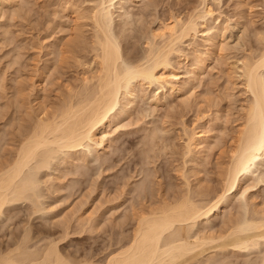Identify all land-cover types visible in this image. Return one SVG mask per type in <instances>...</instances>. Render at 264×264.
<instances>
[{
  "label": "rangeland",
  "instance_id": "374dc122",
  "mask_svg": "<svg viewBox=\"0 0 264 264\" xmlns=\"http://www.w3.org/2000/svg\"><path fill=\"white\" fill-rule=\"evenodd\" d=\"M207 2L214 10L213 17L208 19L207 36H203L207 27L199 24L198 33L187 36L171 57L174 70L181 74L180 89L172 94L159 84H136L134 97L121 96L112 113L113 120L102 133L110 139L104 150L99 147L97 150L96 142L89 140L77 149L58 152L52 166L38 172L41 183L37 188L40 192L37 204L20 200L5 206V214L0 217L1 252L6 254L17 242L27 239L28 231L27 236L33 237L27 241L30 249L54 242L66 257L100 264L120 247L121 237L123 243L132 233L134 208L145 202L148 205L141 206L143 209L155 207L164 198L169 201L178 191L185 190L184 182L189 181L196 194L200 188L198 193L210 194L209 197L222 191L231 156L230 139L233 130L240 129L250 99L242 76V59L255 57L264 49V0ZM98 3V0H0V164L15 157L16 149L38 116L42 117L44 112L47 113L44 117L57 113L83 77L99 69L92 49L93 21L90 17L82 18L83 21L77 16L87 7L91 11ZM200 3V0H114L112 34L121 43L124 60L141 59L148 50L151 31L173 15L189 16L192 10L201 8ZM79 5L84 9L78 8ZM77 27L83 28L84 36L82 31H76ZM213 36L217 41L214 45L208 40ZM82 40L85 42L81 44ZM198 54L206 66L201 64L199 77L191 83L190 72L196 67ZM197 130L211 137L209 142L214 147L187 153V138L191 131ZM201 166L203 170L199 169ZM256 166L257 171L244 178L241 191L228 197L230 203H223L220 211L206 221L208 227L219 232L231 218L238 220L258 208L260 213L264 212V161L260 159ZM140 190L145 199L138 194ZM259 245L248 256L246 251V255L243 251L231 252V264L263 262L260 257H264V239H260Z\"/></svg>",
  "mask_w": 264,
  "mask_h": 264
},
{
  "label": "bare ground",
  "instance_id": "6f19581e",
  "mask_svg": "<svg viewBox=\"0 0 264 264\" xmlns=\"http://www.w3.org/2000/svg\"><path fill=\"white\" fill-rule=\"evenodd\" d=\"M98 1L99 3L94 5L95 7L93 6L92 8L91 6V11H87V7L80 15H77V13L76 15L80 16L81 19L90 17L93 21L95 43H93L92 49L95 50V62L99 65V69L95 70L96 72L91 69L95 73L90 71L91 74L88 76L85 74L89 71L84 72L85 77H83L82 81L80 80V85L75 86V88L78 87L76 90L73 88L74 93L69 94V96L72 95L71 97L68 96L69 100L65 104L62 102V105L64 104L62 108L60 105L58 112L53 113V115L49 114L51 116L44 117L43 114L47 115L45 112L42 117L38 116L35 125L33 124V128L31 127L30 131H28L29 133H27V130L25 131L27 135L23 133L26 136L25 138L23 137L24 141L19 145L18 151L16 149L15 157H12L11 160L7 159L8 161L5 160L6 162L2 161L3 163L0 164V217L5 212V206L12 202L30 200L37 204V199L40 196L37 188H39L38 185L41 183L40 179H38L40 177L37 176L38 172L44 167H51L52 160H54L58 152L77 149L85 145L89 140L96 142L97 150L99 148L104 150L107 146L106 141L110 139H107L102 133L113 120L112 113L119 104L121 96L123 95L125 98L128 96L134 97L136 84L141 85L143 82L150 86L159 84L163 89H170L171 93L178 91L180 89L178 85L181 74L174 70L171 57L180 50L179 46L187 36H193V34L198 33L199 24L207 27L209 17L212 18L214 15V10L208 4V0H200L201 8L198 7L199 9L192 10V14L187 15V18L173 15L171 20L163 22L161 25L159 24L157 28L155 27L156 29L151 31V35L149 34L150 37H148L149 43L147 42V45L149 47L146 55L144 54L145 56L143 55L141 59H132L130 63L124 60L121 43L112 34L113 9L116 7L114 0ZM78 8H80V5ZM121 8H124V5H121ZM68 27L70 28V26ZM78 27L76 28L77 30L74 29L78 32L82 31V36H84L83 28L81 27L82 29L80 30ZM208 28L210 27H207L206 31L204 30L205 28L203 29L205 32L203 36H207ZM79 36L80 34L77 37L79 38ZM215 39L213 36L208 40L210 44L214 45ZM82 42L84 43L85 41H80L81 44ZM69 45L71 46V43ZM261 50L260 54L255 57L250 55V57L247 56L242 59V76L244 77L245 89L249 93L250 99H248L246 107L244 106L243 123L241 122L240 129L236 128L237 130H233L236 133L235 135L233 133L230 139L232 144L230 145L229 143L228 149L231 153V159L229 157L230 162L228 161L229 165L228 167L226 166V174L223 176L225 182H223L222 191L218 194L213 192L215 195L209 197L210 194L198 193L201 188H197L199 190L196 194L192 190L193 188L190 187V178L187 179V175L184 174L183 177L189 181L184 182V184L187 183V188L183 189L185 185L183 188L181 187L182 191H178L176 194H174L175 191L171 192L174 195L169 201L164 200V197L168 194L167 192L163 197L164 199H162V203H158V206H155L154 203L156 202H153L155 207L150 204L152 207L147 209L146 206L145 209L147 210H145L142 208L146 204L145 202V204L141 205L142 207L140 206L141 208L139 207L140 209H133L134 217H132L135 220V226L132 233H129L128 237H124L127 240L123 243L124 239L120 236V239H122L120 240L122 244L119 243L120 247L118 246L119 248L112 250L107 259L103 263L100 262V264H228L229 262L231 264V252L233 253L236 250L246 251L248 256L249 252L260 244V239H264V212L260 213L259 208L255 209L253 214L247 213L249 216L245 214V217L242 216L243 218L240 217L238 220L231 218V222L227 219L229 216L226 217V221L229 222H227L228 224L224 223V229H220L221 231L219 232L212 229L213 227H208L209 223L208 225L205 224L206 221L209 222V219L220 211L223 203H230L228 197L241 191L244 178L257 171V162L260 159L264 161V49ZM62 52H60V55ZM198 55L195 59L196 67L190 72L191 83L199 77L198 74L202 70L201 64L204 63V59L200 57V54ZM127 101L130 102V100ZM187 133L189 134L190 132L188 131ZM204 133L202 130L191 131L186 142L187 153H191L193 149L196 152H198L197 149L199 152H203L205 149L211 150L214 147L212 142H209L211 137L204 135ZM216 138H214V142H218ZM209 143L211 144L210 146ZM226 149L225 152H227ZM78 157L82 158L80 155ZM85 159L87 160V158ZM254 167L256 168L254 169ZM199 169H202V166ZM147 183L145 184L147 185ZM139 187L144 188L141 185ZM175 188L180 189V187L176 186ZM144 192L145 189L143 190V195ZM204 192L206 191L204 190ZM148 193H150V189L147 191ZM138 194H141V190ZM143 195L142 197L145 199L146 196L144 197ZM204 195H208V197ZM134 207L136 206L134 205ZM202 223L204 225L201 227ZM26 232L29 233L28 231ZM27 233L25 236L27 239L21 237L23 240L17 242L18 245L14 242L16 247L9 249L8 246L7 248L10 251L6 252V254L0 250L3 253L0 255V264H96L95 262L88 263L89 260L86 263L82 262L81 259H79L80 261L78 259L75 261V258L68 256L67 258L60 252L58 245L54 242L48 244V241L47 245L45 244L46 247L41 246L42 248L40 249H30L29 244H27L29 240ZM122 235L125 234L123 233ZM31 237H29V241L33 238ZM16 240L18 241L19 239ZM260 259L262 260L264 257L262 258L261 256ZM253 262L252 258L251 263ZM263 262L259 263L262 264Z\"/></svg>",
  "mask_w": 264,
  "mask_h": 264
}]
</instances>
